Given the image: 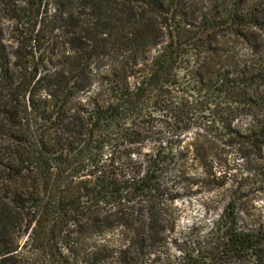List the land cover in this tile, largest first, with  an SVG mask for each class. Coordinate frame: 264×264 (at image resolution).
Here are the masks:
<instances>
[{"label": "trees", "instance_id": "16d2710c", "mask_svg": "<svg viewBox=\"0 0 264 264\" xmlns=\"http://www.w3.org/2000/svg\"><path fill=\"white\" fill-rule=\"evenodd\" d=\"M225 152L264 191V0H0V264H264L237 192L198 257L157 252Z\"/></svg>", "mask_w": 264, "mask_h": 264}, {"label": "rangeland", "instance_id": "374dc122", "mask_svg": "<svg viewBox=\"0 0 264 264\" xmlns=\"http://www.w3.org/2000/svg\"><path fill=\"white\" fill-rule=\"evenodd\" d=\"M206 4L204 3V6ZM203 4H191V8H200ZM11 22L3 20L6 33ZM7 44L13 47V40L8 38ZM216 162L217 173H226L225 185L220 189L208 191V182L201 172L193 173V178L182 183L183 190L178 191V199L172 204L173 225L166 235L167 242L158 248L160 260L177 263L182 259H194L198 252L209 246L208 233L214 222L222 215L223 209L231 193L242 194L245 203L240 212V222L247 224L248 219L264 218V191H258L253 179L246 178L245 165L234 153L225 152ZM224 171V172H223ZM238 187V191H234ZM203 253V252H202ZM223 264H250L244 261L223 262Z\"/></svg>", "mask_w": 264, "mask_h": 264}]
</instances>
